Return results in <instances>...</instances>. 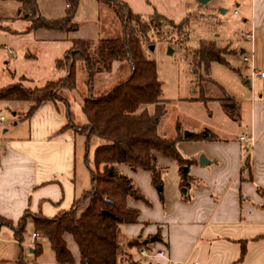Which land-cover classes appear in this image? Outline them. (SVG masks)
I'll return each mask as SVG.
<instances>
[{"label": "crops", "instance_id": "0c3cea01", "mask_svg": "<svg viewBox=\"0 0 264 264\" xmlns=\"http://www.w3.org/2000/svg\"><path fill=\"white\" fill-rule=\"evenodd\" d=\"M118 21L113 17L107 31L110 35L102 39L121 36ZM242 21L248 32L241 36L247 41L244 45L236 42L232 48L226 47L225 52L236 55L240 62L234 71L238 78L244 77L241 81L249 87L246 109L249 111L244 117L243 131L235 137L218 138L213 132L202 134L203 139H211L206 143L209 146L204 153L206 156L201 155L206 163L184 158L189 163L186 165L189 176L194 179L184 184L180 181L183 193L170 205H167L169 199L160 193L162 185L156 191L147 184L148 180L151 183V178L145 171L148 178H143L148 193L141 191L152 202L146 205L128 201L129 206L139 210V217L136 223L120 225L117 264L151 263L140 255V248L132 244L135 240L146 244L141 248L165 250L166 256L154 259L153 264H264V77H251V64L242 61V55L247 54L252 58L253 68L264 72V0H251L249 13ZM31 30L27 25L24 31L27 37L20 40L22 43L43 41L32 35ZM6 45L0 39V89L15 83L10 72L4 69H8L9 64L5 50L2 52ZM7 49L13 56L12 50ZM64 76L59 72L55 80L49 81ZM22 102L0 100L3 106L12 108V115L16 117L13 125L20 120L23 127L20 131L12 130L5 123L6 119L0 122V232L6 233L5 240L10 245L5 247V254L12 251V244H17L19 249L14 259H0V264H15L21 254L24 258V242H18L14 228L25 211L52 217L60 210L69 209L81 194L76 186L78 132L66 126L69 120L65 104L42 101L27 115L30 103ZM241 123L238 122V127ZM242 134L256 139L249 149L244 174L240 173L239 166L244 158L242 147L248 145L238 140ZM183 137L189 139L184 134ZM141 172L144 170L138 169L133 175ZM21 237L24 240V234ZM69 242L74 261L80 264L77 246L70 237ZM26 245L29 253L41 251L40 243V250L31 246L30 239Z\"/></svg>", "mask_w": 264, "mask_h": 264}, {"label": "rangeland", "instance_id": "374dc122", "mask_svg": "<svg viewBox=\"0 0 264 264\" xmlns=\"http://www.w3.org/2000/svg\"><path fill=\"white\" fill-rule=\"evenodd\" d=\"M120 1L133 14L146 21L154 18L156 14L175 24L187 21V26L181 31L169 23H157L156 21L154 25H150L148 32V38L151 42L143 41L141 43L145 57L154 62L157 77L161 82L159 102L165 103V113L159 117V134L164 137H175L177 134L179 135V128L181 134L213 132L218 138L238 136V133L244 129V117L249 111L246 109L250 96L249 87L247 88L246 84L241 81L244 77L238 78L234 71V67L240 61L236 55L233 57L225 52L223 57L229 64L213 61L207 70L204 65H201L194 72V50L201 42H212L222 51L226 47L232 48L236 42L244 45L247 39L242 38L241 35L248 31L242 18L248 15L251 0ZM66 3V0H34L38 15L46 20L64 17L68 11ZM17 8L18 6L11 1H0V18L2 21L0 39L2 43L9 45L2 49V52L5 50V57L9 61V70L4 69L6 72H10L15 83L21 82L25 87L31 88L40 87L49 80H55L59 72L60 76L66 75L65 70L62 72L60 71L62 69L56 67V60L64 56V50L70 48L72 40H89L96 43L99 39L110 35V32L107 31L113 22V17L118 20L113 9L104 2L77 0L72 16V22L75 24L74 29L68 32H59L47 28L33 29L30 33L43 41L28 45L20 40L27 37L24 31H26L27 25L30 27L33 18L25 17L22 14L16 17ZM118 23L121 25L120 21ZM13 30H17L19 33H15ZM150 45L153 46L152 49ZM7 47L12 50L13 56H10ZM29 55L32 56L29 57ZM130 72L131 67L127 61H115L112 63L109 72L96 74L89 83L87 70L77 64L76 86L71 91L63 92V96L69 102L68 110L74 127L80 129L82 123L86 121L82 111L83 98L86 95L103 93L116 82L127 78ZM20 76L22 77L19 79ZM24 102L22 103L24 104ZM155 105L154 103L142 105L136 112L145 111L154 114ZM0 107L7 126L12 130L20 131L23 128L22 121L19 120L16 126L13 125L16 117L12 115V108L3 106L2 103H0ZM238 122H242L241 127H238ZM170 133H174V135H170ZM209 141L211 139L184 138L177 142V149L183 158H194L200 164V156L205 155L204 153L209 150V146L206 144ZM76 143V186L82 195L91 189L90 168L94 167L93 153L99 140L92 137L87 141L84 134L78 133ZM242 153L245 157V147H242ZM157 164L162 169L161 185L163 190L160 193L169 199L167 205H170L173 199L180 197L179 193H183L180 181H183L182 175H184L185 167H187L188 177L184 183L194 178L189 176L188 166L182 165L176 160L157 155ZM119 169L135 181L140 191L144 190L145 193H148L143 178V176H147L145 171L141 172L140 175H133L135 171L130 170L126 165H120ZM147 184L157 191V187L152 185L150 180L147 181ZM144 196L150 203L152 202L145 194ZM129 200L132 199L128 198L127 203ZM142 203L148 205L147 202ZM34 231L36 230L32 222L27 221L23 232L24 240L22 241L24 242L22 245L25 263L57 264L47 239L39 231H36L38 237L34 246L39 248L38 243H40L41 251L36 254L29 253V247L26 243ZM5 235L6 233L0 232V259H14L19 252L18 245L12 244V251L5 254V247L8 245ZM69 237L72 238L68 234L64 237L67 247L70 243ZM146 260L151 262L149 264L154 263L152 259ZM73 264L77 263L74 261Z\"/></svg>", "mask_w": 264, "mask_h": 264}, {"label": "trees", "instance_id": "16d2710c", "mask_svg": "<svg viewBox=\"0 0 264 264\" xmlns=\"http://www.w3.org/2000/svg\"><path fill=\"white\" fill-rule=\"evenodd\" d=\"M0 1L15 3L18 6L16 17L27 14L28 18H33L30 29L68 32L75 28L72 16L77 0H66L68 11L64 17L56 20H46L38 15L34 0ZM99 1L113 9L122 26L120 37L99 39L96 43L72 40L66 54L56 60V67L66 71L64 77L48 81L41 87L31 88L14 83L0 89V100L29 102L27 115L42 101L63 102L69 120L66 126L84 134L87 141L92 137L99 140L93 153L94 167L90 168L91 189L77 197L69 209L60 210L52 217L25 211L14 228L16 239L21 243L26 221L31 220L34 229L47 239L59 264L74 263L64 240L66 234L72 237L77 246L80 264H117L120 225L136 223L139 217L138 209L129 206L127 199L149 204L135 181L119 169L120 165H126L132 171H147L152 185L158 187L162 183V169L157 164V155L176 160L182 165L189 164L177 149V142L184 139L179 128V135L175 137H164L158 132L159 117L165 113V103L159 102L161 82L154 62L145 57L141 45L143 41L151 42L148 32L150 25L156 21L169 23L178 31L187 26V21L175 24L157 14L146 21L133 14L120 0ZM225 51L212 42H201L194 50L193 71L196 72L201 65L207 70L213 61L225 63ZM115 61L130 64L129 76L99 95H86L82 105L86 121L80 129L75 128L68 110L69 102L63 92L75 88L77 64L87 70L90 83L96 74L109 72ZM153 103L156 104L154 114L136 112L142 105ZM187 138L204 137L201 133H192ZM187 177V174L182 175V184ZM4 223L12 226L9 221ZM132 244L139 248L146 245L137 240ZM15 264H26L22 254Z\"/></svg>", "mask_w": 264, "mask_h": 264}, {"label": "built area", "instance_id": "2783aa9c", "mask_svg": "<svg viewBox=\"0 0 264 264\" xmlns=\"http://www.w3.org/2000/svg\"><path fill=\"white\" fill-rule=\"evenodd\" d=\"M242 61L243 62H247V63H250L251 66V73H250V76L251 77H255V76H258V77H264V72L263 71H257L253 68L252 66V58L247 55V54H244L242 55ZM5 121V117L4 115L2 114L1 110H0V122H3ZM239 140L241 142H245L247 143L248 147L245 148L246 150V155L245 157L242 159L241 163H240V166H239V171L241 174H244L247 172V157H248V154H249V149L251 147L254 146L255 142H256V139L253 135H248V134H242L241 136H239ZM37 237H38V232L34 231L32 232L31 234V237H30V244L31 246H34L37 242ZM151 249H153V251H151ZM140 255L143 256L144 258H147V259H156V258H163L166 256V252L163 248H158V249H154V248H148L147 246L146 247H143L140 249Z\"/></svg>", "mask_w": 264, "mask_h": 264}, {"label": "water", "instance_id": "95a60500", "mask_svg": "<svg viewBox=\"0 0 264 264\" xmlns=\"http://www.w3.org/2000/svg\"><path fill=\"white\" fill-rule=\"evenodd\" d=\"M202 1H206V0H202ZM26 16H27V14H25V17ZM150 48L152 49L153 46L150 45ZM169 50L171 51V48L170 47H169ZM189 135H191V133L184 134L185 137H188ZM199 162H200V164H203V163H206V160H205V158L203 156H200V161ZM184 174H187V167L184 168ZM150 240L153 241L154 238H150Z\"/></svg>", "mask_w": 264, "mask_h": 264}]
</instances>
